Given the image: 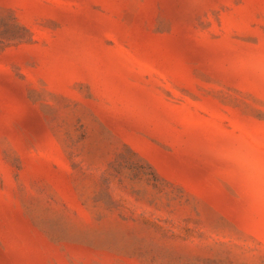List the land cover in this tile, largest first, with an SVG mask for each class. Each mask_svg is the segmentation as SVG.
Masks as SVG:
<instances>
[{"label":"rangeland","instance_id":"obj_1","mask_svg":"<svg viewBox=\"0 0 264 264\" xmlns=\"http://www.w3.org/2000/svg\"><path fill=\"white\" fill-rule=\"evenodd\" d=\"M264 0H0V264H264Z\"/></svg>","mask_w":264,"mask_h":264},{"label":"clouds","instance_id":"obj_2","mask_svg":"<svg viewBox=\"0 0 264 264\" xmlns=\"http://www.w3.org/2000/svg\"><path fill=\"white\" fill-rule=\"evenodd\" d=\"M256 71H264V61L255 60L251 65ZM240 181L251 192L264 194V150L241 146L228 153Z\"/></svg>","mask_w":264,"mask_h":264}]
</instances>
